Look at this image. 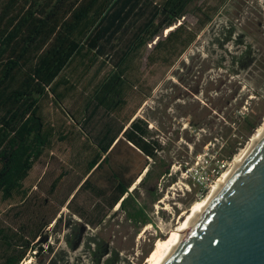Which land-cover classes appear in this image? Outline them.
I'll list each match as a JSON object with an SVG mask.
<instances>
[{
    "label": "trees",
    "instance_id": "trees-1",
    "mask_svg": "<svg viewBox=\"0 0 264 264\" xmlns=\"http://www.w3.org/2000/svg\"><path fill=\"white\" fill-rule=\"evenodd\" d=\"M195 1L0 0V201L13 204L16 218L32 213L0 227V264L42 252L35 242L61 221L64 207L93 228L117 205L138 227L150 222L136 196L153 174L159 147L136 114L164 76L151 82L153 72L172 68L228 2L196 6L191 27L185 17ZM82 59L99 61L98 73L107 72L86 98L83 121L69 114L59 130L46 104L64 112L58 90L69 84L66 69ZM99 112L106 120L92 135L87 126ZM244 123L247 133L256 128L248 118ZM57 141L73 151L59 175L46 177L53 179L43 198L24 182ZM168 174L169 166L157 176Z\"/></svg>",
    "mask_w": 264,
    "mask_h": 264
},
{
    "label": "rangeland",
    "instance_id": "rangeland-1",
    "mask_svg": "<svg viewBox=\"0 0 264 264\" xmlns=\"http://www.w3.org/2000/svg\"><path fill=\"white\" fill-rule=\"evenodd\" d=\"M204 1L196 0L189 8L185 21L191 27L197 21L194 9ZM99 63L82 59L66 69L69 84L58 90L64 94V112L46 104L57 129L70 121L69 114L83 121L86 98L107 72L98 73ZM153 73L151 82L164 76L136 114L159 147L153 174L136 196L150 222L138 227L114 208L93 228L64 207L61 221L35 242L43 251L28 252L21 264H149L156 246L188 218L193 205L208 195L264 126V0H228L172 68L160 67ZM101 115L87 126L92 135L106 120ZM246 118L256 127L252 133L243 129ZM69 145L57 141L36 163L25 187L46 198L53 179L46 177L59 175L69 164L73 151ZM167 166L170 174L158 178ZM12 206L0 201V227L31 217L26 211L16 218L15 210L9 212Z\"/></svg>",
    "mask_w": 264,
    "mask_h": 264
},
{
    "label": "water",
    "instance_id": "water-1",
    "mask_svg": "<svg viewBox=\"0 0 264 264\" xmlns=\"http://www.w3.org/2000/svg\"><path fill=\"white\" fill-rule=\"evenodd\" d=\"M165 264H264V139Z\"/></svg>",
    "mask_w": 264,
    "mask_h": 264
},
{
    "label": "bare ground",
    "instance_id": "bare-ground-1",
    "mask_svg": "<svg viewBox=\"0 0 264 264\" xmlns=\"http://www.w3.org/2000/svg\"><path fill=\"white\" fill-rule=\"evenodd\" d=\"M173 28V27H172ZM172 28L166 30V33ZM264 139V126L263 128L251 139L250 147L245 150L241 156L235 161L234 166L223 173L222 177L215 183L208 195L201 201L193 205L191 213L188 218L179 223V227L174 231L168 239L159 243L152 255L148 258L147 263L149 264H165L176 252L178 247L181 245L187 234L196 226L198 221L201 219L211 202L217 197L223 187L228 183L234 173L245 163L248 157L253 153L257 146ZM143 175L136 182L139 183ZM119 208V205L115 207V210Z\"/></svg>",
    "mask_w": 264,
    "mask_h": 264
}]
</instances>
